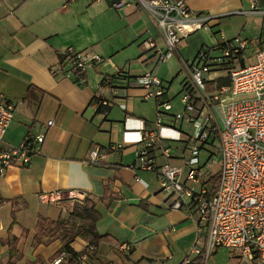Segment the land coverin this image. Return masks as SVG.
Segmentation results:
<instances>
[{"label": "crops", "instance_id": "obj_1", "mask_svg": "<svg viewBox=\"0 0 264 264\" xmlns=\"http://www.w3.org/2000/svg\"><path fill=\"white\" fill-rule=\"evenodd\" d=\"M116 1L0 0V96L14 109L3 142L17 146L27 135H44L41 153L29 166L11 168L0 177L1 264L9 258L8 241H15L20 255L14 264H50L64 243L58 237L35 243L38 217L67 220L74 203L86 196L100 214L96 232L101 236L87 264H180L195 243L198 216L167 208L156 173L137 164L141 146L114 147L120 144L123 130L149 127L155 118L154 104L138 101L140 92L129 90L128 84L155 71L168 81V98L174 109H180V86L174 74L188 60L181 46L155 68L141 47L149 33L160 38L154 22L135 5L113 8ZM182 1L197 14L213 17L209 22V31L215 33L213 47L219 43L215 36L219 28L232 39L239 34L248 37L247 17H261L264 23V14L248 13V0ZM259 8L264 11V0ZM258 39L264 44V28ZM68 49L92 52L110 64L87 71L83 82L55 79L52 73ZM108 99H115L116 105L101 104ZM48 121L53 122L49 128ZM95 149L97 157L92 160ZM182 150V144L175 145L170 165L183 164ZM152 156L154 167L164 163L157 149ZM203 176L202 187L209 191L210 177L205 185ZM105 189L113 199L108 204L99 200ZM54 193H59L55 201ZM90 240L79 236L69 246L81 255ZM121 244L131 247L127 256L118 250ZM227 255L228 264H246Z\"/></svg>", "mask_w": 264, "mask_h": 264}, {"label": "built area", "instance_id": "obj_2", "mask_svg": "<svg viewBox=\"0 0 264 264\" xmlns=\"http://www.w3.org/2000/svg\"><path fill=\"white\" fill-rule=\"evenodd\" d=\"M248 1V13L264 14L259 8L261 0ZM127 5L140 6L154 20L160 38L149 33L141 47L155 68L171 59L189 35L211 28L213 17L197 14L182 0H117L112 6L123 9ZM217 38L215 50L202 48L192 61L178 67L180 109H174L167 84L155 71L128 84L129 90L140 92L143 101L154 104L155 118L149 127L143 124L123 130L120 144L114 147L141 146L136 152L137 164L156 173L167 208L198 216L195 243L180 264H194L197 259L205 264L220 249L246 264H264V49L255 54L253 62L242 65L248 39H227L222 30ZM101 64L110 61L92 52L68 49L61 53L52 75L58 80L83 82L82 76ZM222 79L224 84L211 92L207 89L208 84ZM101 104L111 108L116 101ZM13 112V106L0 96V177L11 168L29 166L41 153L44 141V135L37 134L27 135L17 146L5 144L3 136ZM52 125V121L46 123L48 128ZM214 143L218 151L209 154L206 162L217 167L218 182L210 192L202 187L205 168L201 153ZM177 144L183 145V164L172 166L168 161ZM155 149L164 161L159 167L153 164ZM97 152L92 151V160ZM53 196L54 201L59 199V193ZM118 250L125 256L130 253L127 244L119 245ZM62 260L61 254L52 264Z\"/></svg>", "mask_w": 264, "mask_h": 264}, {"label": "trees", "instance_id": "obj_3", "mask_svg": "<svg viewBox=\"0 0 264 264\" xmlns=\"http://www.w3.org/2000/svg\"><path fill=\"white\" fill-rule=\"evenodd\" d=\"M202 48H204V46H202L201 49ZM215 49L216 46L207 50L212 51ZM242 65H244L243 59ZM209 180L211 181L213 186L212 189L214 190L218 182V175L215 174L211 176ZM210 191L212 192L211 189ZM99 200L106 201L108 204L112 202L113 199L107 197V190L105 189L103 197ZM138 206L144 210L147 209L146 205L143 203H139ZM75 219L79 221L74 222ZM99 219L100 214L95 210V203L93 199L89 196H86L80 203H74L73 210L67 220L58 219L56 221H50L39 216L37 219L38 229L35 233L34 241L37 244H42L58 237L63 241L64 244L63 247L54 255L55 257L64 253L66 255L64 258V264H86L82 261V256H94L101 238V236H99L96 232V223L99 221ZM79 236L91 237L88 246L81 253V255L75 253L69 246V244ZM7 244L9 247V258L6 264H14V261L19 259L20 255L16 251L15 241H8Z\"/></svg>", "mask_w": 264, "mask_h": 264}, {"label": "rangeland", "instance_id": "obj_4", "mask_svg": "<svg viewBox=\"0 0 264 264\" xmlns=\"http://www.w3.org/2000/svg\"><path fill=\"white\" fill-rule=\"evenodd\" d=\"M139 7L141 10H144L143 8H141L140 6H137ZM146 11V10H144ZM147 12V11H146ZM148 13V12H147ZM149 15V14H148ZM209 16V15H208ZM150 17V15H149ZM150 19L154 22V20L150 17ZM247 21H248V24H250V26H248V28L246 29L247 33L249 35H247L248 37L245 36V34H239V35H236L235 37L239 36L241 38H248L249 40V45H248V48L245 50V53H244V60H243V63L244 64H250L251 62H253L254 60V57H255V54L264 49V44H258V37H259V30L261 28H264V23L262 21V18L261 17H258V16H251V17H247ZM154 26H155V23H154ZM156 29V28H155ZM218 29V28H217ZM216 29V30H217ZM157 31V30H156ZM221 31L220 28L217 30V32ZM215 32V31H214ZM212 34H215L213 32H206V31H197L191 35H189L184 41H183V44L181 45L182 46V54L183 56L188 60V61H192V59L194 58L195 54L197 53V51L199 50L200 46L203 44L204 46V49H210L211 47V44H212V38H213V35ZM156 39L157 36L155 34H153ZM217 36V34L215 35ZM217 39L215 38V41ZM180 46V47H181ZM175 54V53H174ZM164 67V66H163ZM178 73V69L176 70V73L174 74V79L175 81L179 82L181 80V75H178L176 76ZM161 76V75H160ZM160 78V77H159ZM161 79L165 84H167L168 81H165V77H162L161 76ZM222 81V80H221ZM220 80H216L214 81L212 84H209L207 85V89L211 92V90H214L218 85H220L222 82ZM137 100L138 101H141V98L140 97H137ZM154 114V112H153ZM153 119H154V116H153ZM46 126V125H45ZM214 145V146H213ZM213 145H211V147L207 149H204V151L201 153V161H202V165H203V168H205V177H206V180L204 182L205 185H207V175L209 177L215 175L217 173V167L216 166H210L208 162H206L209 154L213 153V155H216L217 151H218V146L216 143H214ZM204 176H202L203 178ZM209 179V178H208ZM209 183V182H208ZM203 184V185H204ZM212 185V183H211ZM209 187V186H207ZM213 186L209 189H211L213 191ZM210 191V190H209ZM211 192V191H210ZM3 203V202H2ZM79 220H74V222H78ZM88 246V245H87ZM86 246V247H87ZM85 247V248H86ZM129 247V252H131V247L128 245ZM85 250V249H84ZM83 250V251H84ZM82 251V252H83ZM61 255V254H60ZM63 255V260L64 258L66 257V255L64 253H62ZM85 256V255H83ZM82 256V257H83ZM234 257V256H233ZM56 258V257H55ZM90 255L89 256H86V258L84 260H82L84 263H88L89 259H90ZM235 258V257H234ZM62 260V263L61 264H64V261ZM209 260V261H208ZM206 261L205 264H228V255H227V252L226 250L224 249H220L218 250V252L212 256H210V259H208ZM240 260V259H239ZM54 261V260H53ZM53 261L50 263L52 264ZM241 261V260H240ZM244 263V262H243Z\"/></svg>", "mask_w": 264, "mask_h": 264}]
</instances>
